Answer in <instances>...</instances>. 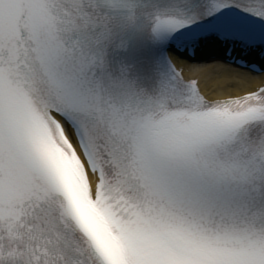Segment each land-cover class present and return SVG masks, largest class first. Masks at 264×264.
<instances>
[{"label": "snow or ice", "instance_id": "snow-or-ice-1", "mask_svg": "<svg viewBox=\"0 0 264 264\" xmlns=\"http://www.w3.org/2000/svg\"><path fill=\"white\" fill-rule=\"evenodd\" d=\"M0 264H264V0H0Z\"/></svg>", "mask_w": 264, "mask_h": 264}, {"label": "bare ground", "instance_id": "bare-ground-1", "mask_svg": "<svg viewBox=\"0 0 264 264\" xmlns=\"http://www.w3.org/2000/svg\"><path fill=\"white\" fill-rule=\"evenodd\" d=\"M212 68L219 69L218 75H211L210 70ZM227 71H232V70H226L222 66L216 65V66L204 68L203 71L201 72L202 73L201 76L203 77L204 80H207L209 84L213 82L214 88H227L229 85H231L234 87L230 90L238 91L243 87L251 86V85L242 84L240 81H237V83H230L233 79L236 78L234 75L232 77L225 75Z\"/></svg>", "mask_w": 264, "mask_h": 264}]
</instances>
